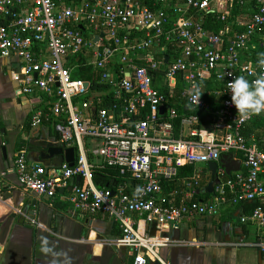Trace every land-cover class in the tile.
<instances>
[{"label":"built area","instance_id":"1","mask_svg":"<svg viewBox=\"0 0 264 264\" xmlns=\"http://www.w3.org/2000/svg\"><path fill=\"white\" fill-rule=\"evenodd\" d=\"M147 1L0 0V59L16 64L17 95L48 99L50 113L35 110L31 127L55 119L58 143L75 149L74 165L52 172L29 166L20 149L14 163L21 189L50 198L69 190L67 201L83 215L119 223L113 245L129 249L132 264H169L160 255L168 242L140 232L135 215L161 227L264 196V153L242 133L255 115L241 122L227 87L238 75L254 79L264 51V0H152V7ZM210 15L224 23L219 33L205 28ZM75 71L93 72L96 86L108 89ZM194 85L202 91L198 104L190 96ZM177 90L185 109L209 115L208 126L195 127L196 116L169 106ZM86 140L96 146L87 149ZM229 152L242 155L244 171L226 175L217 168L213 200H190L202 179L194 171L183 178L188 192L175 190L162 203L163 183L181 169L218 163ZM97 168L117 169L135 183L98 189L92 177ZM77 177L83 185L71 184ZM240 221L263 227L262 207ZM257 247L264 252V243Z\"/></svg>","mask_w":264,"mask_h":264},{"label":"crops","instance_id":"2","mask_svg":"<svg viewBox=\"0 0 264 264\" xmlns=\"http://www.w3.org/2000/svg\"><path fill=\"white\" fill-rule=\"evenodd\" d=\"M15 69L12 61L0 59V264H132L129 250L113 245L121 236L118 222L101 214L83 215L67 201L69 190L50 198L26 192L18 185L14 160L20 149H26L29 166H38L33 159L42 145L50 142L64 150L73 147L58 143L55 119L42 120L37 127H31L33 112L50 113V106L44 96L16 94L18 86L12 78ZM259 132L263 139L264 131ZM247 140L255 145L252 137ZM95 146V141L86 140L87 149ZM223 156L227 157L225 164L232 168L239 161L238 170L229 175L244 171L240 153L229 152L221 159ZM40 166L49 172L60 168ZM190 168L189 175L183 168L176 179L163 183V204L170 202L175 190L182 196L188 192L183 178L194 171L201 172L202 179L193 188L190 200H213L215 178L212 192L206 191L212 180L209 164ZM261 179L264 182V176ZM71 184L83 185L84 181L75 178ZM242 216L246 214L224 205L216 216H193L161 227L146 223L142 216L135 215L133 220L140 232L168 242L160 255L169 264H264V252L257 247L264 243V226L243 224Z\"/></svg>","mask_w":264,"mask_h":264},{"label":"trees","instance_id":"3","mask_svg":"<svg viewBox=\"0 0 264 264\" xmlns=\"http://www.w3.org/2000/svg\"><path fill=\"white\" fill-rule=\"evenodd\" d=\"M147 2L149 3L150 7H152L154 2L152 0H148ZM156 7L162 8L160 4H157ZM223 24L224 23H221L218 20L216 21V19L213 18L211 15L206 17L204 21L205 28L213 33H219L223 29V26H224ZM260 53H264V51L260 49L259 54ZM74 75L76 77L83 79L84 81L90 82L91 85L95 86V88H99V90L106 91L108 89L107 86H99V85L96 86L97 85L95 81L96 76L93 72L91 73L90 71L88 72L87 71L85 72L75 71ZM177 93H178V90L174 93V97L177 96ZM205 100L210 103L215 101V99L213 98H205ZM169 106L175 108L178 114L181 116L190 115V114L196 116L198 118V125L195 127L197 128L206 127L210 124L209 115L201 113V112H197L194 110L191 111L189 110V108L185 109L184 103H180L176 97L169 99ZM213 107H216V106L213 104ZM259 131H264V115L263 114L255 115L254 119L248 122L244 126L242 133L244 137L247 139L249 137H252L254 139L253 143L257 145V147L262 153H264V136H263V139H261L263 133L262 132L260 133ZM179 135H180V123H179V120H177L175 122L174 137L177 138L179 137ZM187 170H188L187 175H189L191 173V168L187 167ZM92 177H93L94 185L98 189L115 190L117 186L122 185L123 183H126L129 186H133L135 183L134 181L130 180L128 176L126 175L121 176L117 169H110V168H104V169L97 168L94 170ZM192 201H196V198L192 199ZM226 206H230V207L234 206L235 211H242L244 214L250 215L252 211L258 206H261L264 211V196L256 200L241 202L236 205H233L230 202H228ZM118 236H120L119 230H118Z\"/></svg>","mask_w":264,"mask_h":264},{"label":"clouds","instance_id":"4","mask_svg":"<svg viewBox=\"0 0 264 264\" xmlns=\"http://www.w3.org/2000/svg\"><path fill=\"white\" fill-rule=\"evenodd\" d=\"M256 68L254 79L249 80L244 75H238L227 84L231 93V104L234 105L241 122L264 112V53L258 55ZM193 89L190 96L198 104L202 91L197 85Z\"/></svg>","mask_w":264,"mask_h":264},{"label":"water","instance_id":"5","mask_svg":"<svg viewBox=\"0 0 264 264\" xmlns=\"http://www.w3.org/2000/svg\"><path fill=\"white\" fill-rule=\"evenodd\" d=\"M167 57L164 58V62H167ZM87 85V84H86ZM164 109H160V114H163ZM74 158H75V151L73 148H68L66 150L63 149V147H57L56 145L52 143H47L45 145H42L39 147V151L37 153L36 158L33 159L35 161V165H44L46 167L53 166V167H60L63 163L68 164L69 167H72L74 165ZM227 157L223 156L222 159L219 161L221 164V167L225 169L226 174H230L232 170L237 171L239 161L236 162L235 168H232V166H228L225 164V161ZM234 167V166H233ZM217 169V163H210L209 164V170L211 171V177L212 180L207 185L206 191L208 193L212 192V186L214 183V173ZM79 179V177H77ZM157 264V263H154Z\"/></svg>","mask_w":264,"mask_h":264},{"label":"bare ground","instance_id":"6","mask_svg":"<svg viewBox=\"0 0 264 264\" xmlns=\"http://www.w3.org/2000/svg\"><path fill=\"white\" fill-rule=\"evenodd\" d=\"M129 250V249H128Z\"/></svg>","mask_w":264,"mask_h":264}]
</instances>
